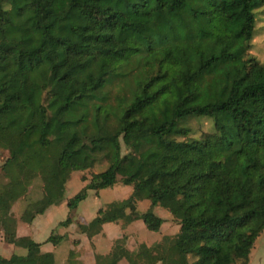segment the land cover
Here are the masks:
<instances>
[{
    "label": "trees",
    "instance_id": "obj_1",
    "mask_svg": "<svg viewBox=\"0 0 264 264\" xmlns=\"http://www.w3.org/2000/svg\"><path fill=\"white\" fill-rule=\"evenodd\" d=\"M257 9L264 0H0V149L25 142L0 167V233L25 255L0 264H52L10 211L35 177L29 219L75 208L87 189L131 187L77 226L88 238L106 222L157 231L151 208L166 210L178 231L139 244L130 264H246L264 228V58L247 54ZM191 117L211 130L187 136ZM98 159L64 200L70 174ZM120 248L95 264H117Z\"/></svg>",
    "mask_w": 264,
    "mask_h": 264
},
{
    "label": "rangeland",
    "instance_id": "obj_2",
    "mask_svg": "<svg viewBox=\"0 0 264 264\" xmlns=\"http://www.w3.org/2000/svg\"><path fill=\"white\" fill-rule=\"evenodd\" d=\"M254 29H253V36L250 40V46L247 51V54L249 56L254 57L258 61H262L264 58V11L262 9H257L254 13ZM187 125L190 128L189 133L187 136L189 137H196L201 132H206L211 130V122L209 119L205 117H191L187 120ZM177 139H181V137H178ZM24 140L22 138H16L14 139L10 147L8 149H0V167L2 162L5 160L6 157L11 152L17 153L19 156H22L25 151L24 146ZM126 151L125 147L120 144V154H123ZM106 166V161L104 159H98L94 163V165L85 170L81 171H74L70 174L69 180L64 185V197L67 199L71 197L73 194H75L83 185H85L91 174L98 172L99 170L104 169ZM5 178L2 176V171L0 169V183L4 182ZM50 182L54 185H59V179L56 177H52L50 179ZM41 189V182L39 181L38 177H35L32 179L29 183V185L26 188L25 194L15 200L11 206L10 211L11 214H17V212L25 211L28 212L27 205L28 203L32 202L36 197L38 196V192ZM131 187L128 185H122L121 183L117 182L111 187H107L104 189H100L95 193L94 190L87 189L86 190V196L83 200L79 201V205L77 207V214H80V219H83L85 222L89 221L92 217V209H94L95 205L99 207H103L107 202L112 200H121L128 196L130 193ZM57 211L55 213V209L53 211H49L48 214L45 217H42L41 219L36 220L35 227L36 229H39L40 235H48L51 231L54 234H59L61 232V227L55 226L52 228L54 223L57 220H64L67 217H70L72 214V209H69L65 202L59 204L56 207ZM150 208V204L148 200H142L136 203V210L139 213H143L147 211ZM151 211L155 212V216H160L161 218V224L159 226V234L162 233H169V234H163L159 238V240L155 241L154 237L158 234L157 231H149L144 226L141 220H139V223H141V229L134 228L132 229V233L130 234V246H133V249L130 252V256H132L133 252H136L138 250L139 244H145L148 243L146 246H152L156 242H159L163 236H173L174 234H171L172 230L174 229V225L177 227L178 231V224L175 219H173L169 213L160 208V207H152ZM30 214V213H29ZM165 214H168V217L165 216ZM30 215H28L27 218H29ZM170 216V217H169ZM120 227L123 226L122 221L117 222ZM138 225L135 223V226ZM63 226V225H61ZM139 226V225H138ZM161 227V229H160ZM123 228V227H122ZM52 229V230H51ZM124 232V231H123ZM121 233L120 237H118L114 241V245L117 244H124L125 240L127 239V234ZM132 235V236H131ZM133 240H132V238ZM23 250H25L23 248ZM128 250L125 253V255L128 254ZM25 255V254H24ZM22 255V256H24ZM127 257V262L130 263L129 257ZM156 264H159L157 262ZM235 264H240V261L238 260ZM246 264H264V228L261 230L259 235L255 238L253 245L248 253Z\"/></svg>",
    "mask_w": 264,
    "mask_h": 264
},
{
    "label": "crops",
    "instance_id": "obj_3",
    "mask_svg": "<svg viewBox=\"0 0 264 264\" xmlns=\"http://www.w3.org/2000/svg\"><path fill=\"white\" fill-rule=\"evenodd\" d=\"M66 183H64V185ZM95 193H97V191H95ZM65 199L66 198L64 197V200ZM58 205L48 206L42 214L35 215L32 219L27 218L29 213L25 211H21L19 213L17 212V214H14L13 216L16 219V226H15L16 236H28L33 241L39 243L40 252H49L52 254V259H53L52 264H95V258H100L101 256L107 255L110 252L114 241L118 237H120V234L124 231L123 233L127 234V239L125 240L124 244L121 245L120 249L122 252V257L117 262V264H130L126 260L127 259L126 256H128L129 260H131L130 252L133 249V246L132 247L130 246L129 238H130V234L132 233L131 231L133 227L141 229L140 227L142 224L139 223V220H134L126 224L125 226H122L123 228L120 227L117 222L103 223L101 225L100 232L88 238L84 233H81L77 230V226L79 224H85L88 222V221L85 222L83 219H80L81 218L80 214H77L78 213L77 207L79 205V203H77L76 207L72 209L71 216L67 217L70 220L69 223L61 226L59 222L62 220H57L53 224L54 226L52 228H54L55 226H59L62 229L61 232L57 234L60 235L61 238L57 240L55 244H52L45 240L49 234L40 235L39 229H36L35 227V222L36 220L45 217L49 211H53L55 209V213H56L57 211L56 207ZM98 208L100 207L95 205L94 209H92L93 211L91 213L92 215L91 219L95 216L96 210ZM153 213L155 214V212ZM165 216L168 217V214H165ZM158 217L160 219H163L160 216ZM135 223L138 224L139 226L138 225L135 226ZM176 227L177 226L174 225V229L172 230V232H170L171 234H175L177 232ZM157 233L158 234L154 237L155 241L159 240L161 235L169 234V233L159 234V229L157 230ZM145 244L148 245V243ZM127 250L129 252L127 255H125L124 252H126ZM12 254H15L17 256H22L25 254V250H23V248L21 247H17L10 243L4 242L0 233V256L4 258H8Z\"/></svg>",
    "mask_w": 264,
    "mask_h": 264
}]
</instances>
